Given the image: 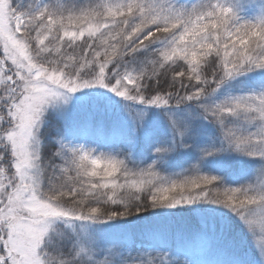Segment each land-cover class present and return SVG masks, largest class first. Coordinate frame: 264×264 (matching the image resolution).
<instances>
[{
  "label": "snow or ice",
  "instance_id": "1",
  "mask_svg": "<svg viewBox=\"0 0 264 264\" xmlns=\"http://www.w3.org/2000/svg\"><path fill=\"white\" fill-rule=\"evenodd\" d=\"M0 264H264V0H0Z\"/></svg>",
  "mask_w": 264,
  "mask_h": 264
}]
</instances>
